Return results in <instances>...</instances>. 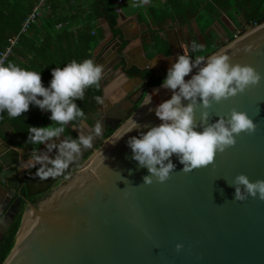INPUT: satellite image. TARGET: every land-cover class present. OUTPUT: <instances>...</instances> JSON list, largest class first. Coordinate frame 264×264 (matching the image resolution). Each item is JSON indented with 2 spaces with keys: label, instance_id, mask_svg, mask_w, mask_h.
Listing matches in <instances>:
<instances>
[{
  "label": "water",
  "instance_id": "obj_1",
  "mask_svg": "<svg viewBox=\"0 0 264 264\" xmlns=\"http://www.w3.org/2000/svg\"><path fill=\"white\" fill-rule=\"evenodd\" d=\"M118 28L123 31L121 24ZM195 29L203 42L196 24ZM176 34L189 53L193 36L181 28ZM135 37L123 32L121 39L96 53L101 79L110 78L102 88L103 103L97 105L102 135L59 175L45 178L39 165H28L26 151L0 139V242L24 202L14 244L2 264H264V201H235L229 185L240 173L250 181L264 180V79L207 109L209 123L233 108L246 112L257 125L254 133H241L212 164L188 173L173 155L176 169L170 178L144 185L149 173L131 159L126 141L137 132L125 135L128 121L159 124L148 109L171 93L151 84L166 76V71L158 73L149 65L152 58L144 64L127 58L126 49ZM245 46L252 51L245 53ZM212 54H227L231 63L251 65L264 76V22ZM144 70L154 74L142 78L137 71ZM132 77L142 84L126 95L129 112L109 119L100 106L120 79ZM156 89L149 105V94ZM201 111L199 106L195 110L197 123ZM107 130L112 133L103 140ZM46 192L36 205L30 200ZM178 243L183 245L180 252L175 249Z\"/></svg>",
  "mask_w": 264,
  "mask_h": 264
},
{
  "label": "clouds",
  "instance_id": "obj_2",
  "mask_svg": "<svg viewBox=\"0 0 264 264\" xmlns=\"http://www.w3.org/2000/svg\"><path fill=\"white\" fill-rule=\"evenodd\" d=\"M202 49V44L192 41L190 53L177 54L168 68L160 86L171 93L170 98L148 109L154 111L159 124L142 125L135 118L128 121L125 135L137 132L126 141L131 159L149 173L143 177L144 185L154 181L164 183L170 178L176 169L173 155L183 165L181 171L188 173L212 164L218 153L235 145L241 133L252 134L256 130V123L246 112L233 108L209 123L207 109L258 85L264 76L251 65L231 63L227 54L199 55ZM243 51L250 53L252 48L245 46ZM102 71V66L93 59H73L63 67L53 68L45 86L41 71L0 61V115L6 112L9 118H18L29 111L30 105L50 113L51 123L28 126L27 136L31 144L43 145V149L30 154V160L34 167L40 166L39 172L45 178L59 175L102 135V122L90 126L85 111L77 104L84 100L87 89L98 86ZM158 91L149 94V105ZM96 101L103 103L100 97ZM198 106L204 109L199 123L195 119ZM69 125L77 132L75 138L65 135ZM229 185L234 188L235 201L243 202L249 197L264 201V180L250 181L240 173ZM182 247L179 243L175 245L177 252Z\"/></svg>",
  "mask_w": 264,
  "mask_h": 264
},
{
  "label": "trees",
  "instance_id": "obj_3",
  "mask_svg": "<svg viewBox=\"0 0 264 264\" xmlns=\"http://www.w3.org/2000/svg\"><path fill=\"white\" fill-rule=\"evenodd\" d=\"M37 1L0 0V52L8 44V39L19 33L22 22ZM146 1L150 2V0ZM152 1H156V4L147 7L145 16L158 26L163 25L170 17L176 19L180 24L195 19L203 34L212 25L214 18H217L221 13H225L232 20L236 29L242 32L264 22V0H166L165 3H162L161 0ZM140 2L142 0H135L137 4ZM49 7V10L42 9L35 22L25 33L19 34L15 48L32 50L35 57L39 59L40 66L48 64L50 67L55 61L59 65L58 67H63L73 59L77 61L94 59L93 52L101 41L96 24L101 18L107 21L114 37L122 38L118 28L117 0H54L49 2ZM74 26L77 27L73 28ZM57 32H61L63 38L53 36ZM236 37L234 32L228 33V41ZM158 39V37L155 38L157 42ZM225 44L224 42L214 44L205 40V47L198 54L208 56ZM160 45L161 43L154 46L150 54L162 53ZM6 62L12 63V58ZM137 73L143 78L152 76L148 70L137 71ZM164 77L154 78L151 84H161ZM93 90L99 93L100 85L93 86ZM19 122L20 128H15V132L22 141L21 148L26 151L39 149L40 145H33L27 141L28 126H37V121L22 118ZM66 132L68 135L72 133L70 130ZM22 210L23 207L0 242V264L8 256L14 244Z\"/></svg>",
  "mask_w": 264,
  "mask_h": 264
},
{
  "label": "crops",
  "instance_id": "obj_4",
  "mask_svg": "<svg viewBox=\"0 0 264 264\" xmlns=\"http://www.w3.org/2000/svg\"><path fill=\"white\" fill-rule=\"evenodd\" d=\"M161 2L165 3L166 0H161ZM155 4L156 1L152 0H150V2H145L144 0H142V2H140L139 4L135 3V0H122L120 3H117V10H120L118 16V24H121L123 28V31L119 29L121 32V36L123 35V32L129 37L136 36L134 40L129 43L126 49L128 52L127 58L130 59L132 63L138 62L141 64H144V62L148 63L146 58H152V63H150L149 65L156 69L158 73H163L165 71L167 72L176 55L183 53V44L176 34V32H178V29L181 28L183 29V32L185 34L192 35L193 41L201 43L204 48L205 40H209L214 44H219L221 42L218 38H224L223 32L228 35V33H232L233 29L236 28L232 20L225 13H221L217 18H214L212 25L203 34L201 33L195 19H190L188 23L180 24L176 19L170 17L163 25L158 26L153 24L145 16V10L147 9V7L149 5L152 6ZM224 18H228L230 23H227ZM101 19H99L96 24V29L101 35V41L93 52L94 61L96 53L100 52L99 48L101 46L109 45L114 40L116 41L118 39L117 37L113 36V33L110 30L111 28L108 27L109 24L106 23L107 21L105 20L106 22L104 23ZM195 24L202 35L203 42L200 41V38L197 35ZM76 27L77 26H74L73 28ZM45 36H47V34H45ZM53 36L63 38L61 32H57ZM156 37L159 38L158 42L155 40ZM159 42L161 43L160 46L162 48V53L151 55L150 53L153 51L154 46H158V44H160ZM15 48L16 45L15 47H13L12 54L8 56L7 61L12 58V63L19 65L22 68H27L38 72L41 71L42 83L47 86L49 80L51 79V70L55 67H58L59 65L56 64L53 60L54 62L50 67L48 64L40 66V61H38L39 59L35 57V53L32 50L28 48ZM172 52H175L174 55ZM58 60L61 59L58 58ZM148 71H150L152 75L154 74L153 71ZM108 80L101 79L99 81V85L101 88V91L99 93L94 92L93 87H91L85 91L84 100L77 101L78 106H80L85 111L88 117L87 123L90 126L93 125L99 117V113L97 111V105L99 103L96 101V97H100L102 100V88ZM120 80L121 81L117 85V87L111 89L110 93L108 94L106 103L100 106V110L103 113H107L110 118L115 117L121 119V117L124 116V112H129V108L131 107V105L129 100L126 99V95L133 92L134 89L142 84L141 80L134 79L133 77L131 79L122 78ZM49 115L50 113L42 112L39 108L32 105L29 106L28 112L23 113L22 116L18 118H9L7 113H3L0 119V139L10 144V146H16L22 149V141L15 132V128H20L19 120L22 118H29L32 121H37V127L47 126L51 123V121L48 119ZM67 130H70L72 132L70 136H72L73 138L76 137L77 132L73 130L71 125L66 128V131ZM65 135H68L67 132H65ZM27 152L32 153L33 151ZM28 162L30 163L28 165L33 164L31 160H29Z\"/></svg>",
  "mask_w": 264,
  "mask_h": 264
},
{
  "label": "built area",
  "instance_id": "obj_5",
  "mask_svg": "<svg viewBox=\"0 0 264 264\" xmlns=\"http://www.w3.org/2000/svg\"><path fill=\"white\" fill-rule=\"evenodd\" d=\"M53 0H38L37 3L33 6L31 12L28 13L24 21L22 22L20 32L12 36L11 38L8 39V44L4 47V49L0 52V61L6 62L7 58L9 55L12 54L13 47L16 45L19 34L25 33L30 25L37 19L38 15L42 11V9H50L49 7V2ZM122 0H117V3H120ZM118 12L120 11L119 9L117 10ZM94 32V31H92Z\"/></svg>",
  "mask_w": 264,
  "mask_h": 264
},
{
  "label": "flooded vegetation",
  "instance_id": "obj_6",
  "mask_svg": "<svg viewBox=\"0 0 264 264\" xmlns=\"http://www.w3.org/2000/svg\"><path fill=\"white\" fill-rule=\"evenodd\" d=\"M182 52H183L182 54H188V52H187V48H186L185 46H183V48H182ZM144 71H146V70H144ZM108 79H110V78H108ZM108 79H106V80H108ZM108 81H109V80H108ZM108 81H107V82H108ZM112 118H113V117H112ZM114 118H115V117H114ZM109 119H111V118L109 117ZM117 119H118V118H117ZM113 123H114V122L112 121V124H113ZM108 129H109V128H108ZM111 133H112V132H110L109 130H107V133H106V135L103 137V140L106 139ZM100 145H101V143H100ZM14 147H16V146H14ZM23 151H26V150H23ZM26 152H27V151H26ZM30 154H31L30 152H27V153H26V159H27V160H30ZM21 195H24V188L21 189ZM17 196H18V195H17ZM40 197H41V195L33 196V197L30 198V200L32 201V203L37 204L38 201H39L38 199H39ZM23 204H24V202L21 201V203H20V211H21L22 207H24ZM20 211H19V213H20ZM22 211H23V210H22ZM19 213H18V214H19ZM14 220H15V219H14ZM13 222H14V221H13ZM13 222H12V223H13ZM11 225H12V224H11ZM11 225H10V226H11ZM9 228H10V227H9ZM9 228H8V230H9ZM8 230H7V232H8ZM7 232H6V233H7ZM6 233H5V234H6ZM2 240H3V239H2Z\"/></svg>",
  "mask_w": 264,
  "mask_h": 264
},
{
  "label": "rangeland",
  "instance_id": "obj_7",
  "mask_svg": "<svg viewBox=\"0 0 264 264\" xmlns=\"http://www.w3.org/2000/svg\"><path fill=\"white\" fill-rule=\"evenodd\" d=\"M224 19H225V21H226L227 23H230L229 20H228V18H227V19L224 18ZM250 29H251V28H248L246 31H248V30H250ZM246 31H245V32H246ZM233 32L235 33V36H240L241 34H244V33H245V32H242V31L239 30V29L236 30V28L233 29ZM241 32H242V33H241ZM215 34H216V33H215ZM215 34H214V35H215ZM238 34H239V35H238ZM216 35H217V34H216ZM218 37H219V36H218ZM223 37H224V38H222V39H221L220 37H219L218 39L220 40V42H224V43L227 44V43L229 42V41H228V35H226V33L223 32ZM46 196H48V192H46V193H44V194H41V197L38 199V200H39L38 203H39L40 201H42V199L45 198ZM35 205H36V204H35Z\"/></svg>",
  "mask_w": 264,
  "mask_h": 264
}]
</instances>
